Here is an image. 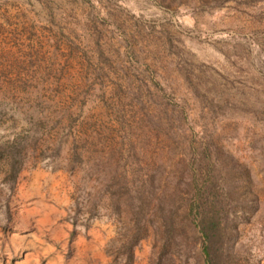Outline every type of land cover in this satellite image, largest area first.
<instances>
[{
    "label": "rangeland",
    "instance_id": "374dc122",
    "mask_svg": "<svg viewBox=\"0 0 264 264\" xmlns=\"http://www.w3.org/2000/svg\"><path fill=\"white\" fill-rule=\"evenodd\" d=\"M196 194L264 264V0H0V264H207Z\"/></svg>",
    "mask_w": 264,
    "mask_h": 264
},
{
    "label": "trees",
    "instance_id": "16d2710c",
    "mask_svg": "<svg viewBox=\"0 0 264 264\" xmlns=\"http://www.w3.org/2000/svg\"><path fill=\"white\" fill-rule=\"evenodd\" d=\"M197 185V182H194ZM197 196L193 198L192 203L189 207V216L195 225V227L200 231L202 234L203 239V255L205 257L207 264H215L213 257H212V248H211V238L213 237L211 233L217 230V226L213 221H209L204 223L200 221L201 216V207L199 203V197Z\"/></svg>",
    "mask_w": 264,
    "mask_h": 264
}]
</instances>
